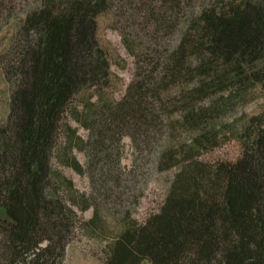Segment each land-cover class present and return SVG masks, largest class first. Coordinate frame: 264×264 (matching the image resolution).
I'll use <instances>...</instances> for the list:
<instances>
[{"label": "trees", "instance_id": "trees-1", "mask_svg": "<svg viewBox=\"0 0 264 264\" xmlns=\"http://www.w3.org/2000/svg\"><path fill=\"white\" fill-rule=\"evenodd\" d=\"M108 8V0H42L5 56L11 96L0 123V215L12 224L0 221V264H64L81 225L52 161L75 97L110 82L111 65L96 36L97 18ZM192 20L196 35L168 55L162 84L135 79L121 100L89 105L80 119L89 131L78 146L86 169L75 159L67 165L89 174L104 203L118 188L123 138L140 146L163 125L165 78L178 87L179 124L189 133L182 149L187 163L163 206L144 224L125 214L129 221L107 247L105 264H264V111L231 132L242 146L237 162L197 159L219 144L220 116L254 88L264 92V0L205 8ZM90 201H82L81 211Z\"/></svg>", "mask_w": 264, "mask_h": 264}, {"label": "rangeland", "instance_id": "rangeland-1", "mask_svg": "<svg viewBox=\"0 0 264 264\" xmlns=\"http://www.w3.org/2000/svg\"><path fill=\"white\" fill-rule=\"evenodd\" d=\"M41 1L0 0V123L6 122L11 96L3 71L5 56L27 13ZM241 1L108 0L109 8L97 18L96 36L111 65L110 82L104 88L85 90L75 97L62 122L58 149L52 161L53 170L64 179H60L64 185L63 197L81 220L66 249L64 264H105L107 247L114 243L129 221L123 216L128 214L130 220L144 224L151 215L158 213L174 177L187 163L182 149L188 147L189 133L179 124L181 97L177 95V85L163 77L167 87L161 88L162 109L158 112L163 125L159 130L151 131L140 146L129 136L123 138L117 155L118 188L112 190L111 201L104 203L89 174H79L68 167L70 159H75L86 169L87 156L78 146L81 145L79 140L87 142L89 139V131L80 120L88 106L98 101L121 100L135 79L144 83L149 76L154 83L162 84L159 77L168 55L182 40L190 41L196 35L197 25L192 19L197 20V15L205 8H221ZM215 105L226 103L217 100ZM262 111L264 92L256 87L247 93L243 102L232 105L220 116L219 144L201 150L197 159L208 164L237 162L243 151L231 132L241 130L251 116ZM85 199L91 201L87 210L81 211ZM2 213H5L4 209H0ZM91 219L94 222L91 223ZM0 221L7 226L12 224L5 215H0Z\"/></svg>", "mask_w": 264, "mask_h": 264}]
</instances>
